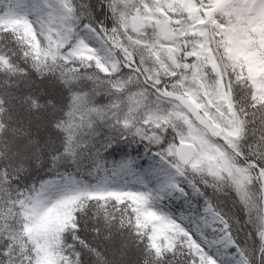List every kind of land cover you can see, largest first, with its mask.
<instances>
[{
    "label": "snow or ice",
    "instance_id": "6c2138e0",
    "mask_svg": "<svg viewBox=\"0 0 264 264\" xmlns=\"http://www.w3.org/2000/svg\"><path fill=\"white\" fill-rule=\"evenodd\" d=\"M0 264H264V0H0Z\"/></svg>",
    "mask_w": 264,
    "mask_h": 264
}]
</instances>
